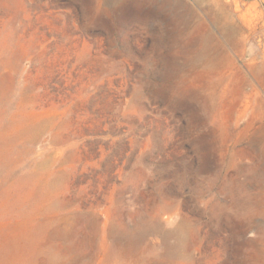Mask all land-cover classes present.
I'll list each match as a JSON object with an SVG mask.
<instances>
[{
  "label": "rangeland",
  "instance_id": "obj_1",
  "mask_svg": "<svg viewBox=\"0 0 264 264\" xmlns=\"http://www.w3.org/2000/svg\"><path fill=\"white\" fill-rule=\"evenodd\" d=\"M0 264H264V0H0Z\"/></svg>",
  "mask_w": 264,
  "mask_h": 264
}]
</instances>
